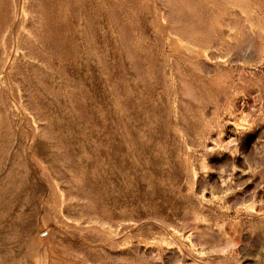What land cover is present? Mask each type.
<instances>
[{
    "label": "rangeland",
    "instance_id": "obj_1",
    "mask_svg": "<svg viewBox=\"0 0 264 264\" xmlns=\"http://www.w3.org/2000/svg\"><path fill=\"white\" fill-rule=\"evenodd\" d=\"M0 264H264V0H0Z\"/></svg>",
    "mask_w": 264,
    "mask_h": 264
}]
</instances>
